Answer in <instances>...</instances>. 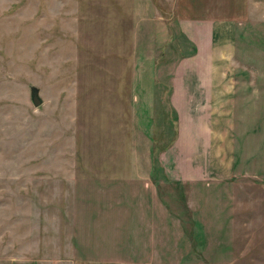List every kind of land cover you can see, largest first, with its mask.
<instances>
[{
    "label": "rangeland",
    "instance_id": "rangeland-1",
    "mask_svg": "<svg viewBox=\"0 0 264 264\" xmlns=\"http://www.w3.org/2000/svg\"><path fill=\"white\" fill-rule=\"evenodd\" d=\"M171 2L0 0V264H264V0L214 61Z\"/></svg>",
    "mask_w": 264,
    "mask_h": 264
},
{
    "label": "crops",
    "instance_id": "crops-1",
    "mask_svg": "<svg viewBox=\"0 0 264 264\" xmlns=\"http://www.w3.org/2000/svg\"><path fill=\"white\" fill-rule=\"evenodd\" d=\"M251 0H172L171 14L178 22L182 32L196 47V57H206L214 61L212 46L220 42L221 38L229 34V30L248 19L250 15ZM218 37V39H217ZM198 74L201 67H197ZM199 80H202L201 76ZM214 84H185L180 91L186 93L195 92V95L186 94L189 99L199 97L208 98L202 93L216 92L219 89ZM220 88V87H219ZM221 90H224L222 87ZM220 90V91H221ZM185 95V97H186ZM90 264H145L140 261L130 260H99Z\"/></svg>",
    "mask_w": 264,
    "mask_h": 264
},
{
    "label": "water",
    "instance_id": "water-1",
    "mask_svg": "<svg viewBox=\"0 0 264 264\" xmlns=\"http://www.w3.org/2000/svg\"><path fill=\"white\" fill-rule=\"evenodd\" d=\"M30 100L34 106H39L42 103L38 88L35 86L30 87Z\"/></svg>",
    "mask_w": 264,
    "mask_h": 264
}]
</instances>
